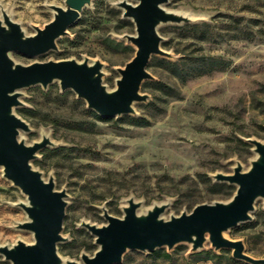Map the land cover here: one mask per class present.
I'll use <instances>...</instances> for the list:
<instances>
[{
    "label": "rangeland",
    "instance_id": "rangeland-1",
    "mask_svg": "<svg viewBox=\"0 0 264 264\" xmlns=\"http://www.w3.org/2000/svg\"><path fill=\"white\" fill-rule=\"evenodd\" d=\"M119 1L92 0L70 33L59 38V49L39 55L12 51L11 56L24 64L100 59L104 82L116 88L119 67L137 51L123 37L136 33V25ZM53 3L65 5V0H0V17L5 8L33 34L35 25L54 17ZM165 7L193 21L159 25L162 47L172 55H152L148 69L154 78L142 85L149 98L135 102L136 113L104 116L74 89L63 90L60 80L21 89L23 104L16 111L31 126L21 137L33 143L46 134L54 141L33 163L68 192L66 238L59 242L64 259L83 262L84 252L97 251L95 235L82 223H107L103 206L123 217L131 197L141 201L139 212L167 203L163 216L169 219L199 203L229 200L237 184L218 181L214 174L234 172L238 161L248 169L257 152L247 138L264 141V0H170ZM164 57L179 61L180 68H169ZM26 200L0 166V245L34 240L32 231L17 226L28 219L18 204ZM252 214L226 235L242 239L249 254L264 257L263 197ZM158 249L170 256L129 249L115 264H253L235 258L232 248L215 249L210 240L195 252L188 242ZM0 264L14 262L0 252Z\"/></svg>",
    "mask_w": 264,
    "mask_h": 264
},
{
    "label": "water",
    "instance_id": "water-1",
    "mask_svg": "<svg viewBox=\"0 0 264 264\" xmlns=\"http://www.w3.org/2000/svg\"><path fill=\"white\" fill-rule=\"evenodd\" d=\"M169 1L118 2L124 8V15L135 22L136 33H126L123 37L135 44L137 51L125 66L119 67L121 76L114 89H109L103 80L104 63L100 59L90 62L89 57L82 61L65 58L24 64L11 56L12 51L39 55L59 49V38L70 33V27L92 0L50 4L54 17L44 26L35 25L37 31L33 34H27L21 23L3 8V18L0 17V166L4 168V175L27 196V201L18 204L26 210L28 219L17 226L34 233L31 242L20 238L13 245H0V252L14 264H115L123 260L129 249H173L188 242L191 252H195L205 247L208 240L215 249L232 248L237 259L264 264V257H255L246 251L242 239L226 235L241 222L251 220L257 199L264 198V141L253 137L247 140L254 144L257 156L248 169L238 161L234 172L214 174L218 181L237 184L229 200L199 203L191 212L184 211L167 219L163 216L167 203L155 204L148 211L139 212L141 201L131 197L124 207L123 217L103 206L107 223L83 221L99 244L93 255L84 252L81 262L64 259L59 253V242L66 238L63 229L68 192L57 188L53 174L46 178L33 163L39 151L54 141L47 135L33 143L21 137L22 130H31L29 122L16 111V107L23 104L21 89L37 84L48 87L60 80L63 90L74 89L79 97L87 100L89 107L104 116L136 113L135 102L149 98V94L142 91V85L146 79L154 78L148 69L152 55H172L162 47L159 25L193 21L188 14L167 9L165 4Z\"/></svg>",
    "mask_w": 264,
    "mask_h": 264
},
{
    "label": "trees",
    "instance_id": "trees-1",
    "mask_svg": "<svg viewBox=\"0 0 264 264\" xmlns=\"http://www.w3.org/2000/svg\"><path fill=\"white\" fill-rule=\"evenodd\" d=\"M205 25H209V23H205ZM162 61L171 69L173 70H178L181 66V63L179 61H176V60H172V59H169L167 57H164L162 59ZM215 62V61H214ZM215 64V63H213ZM177 68V69H175ZM215 68V66H212L209 71H206V72H211L213 69ZM176 72V71H175ZM205 72V71H204ZM179 74H180V71H179ZM98 115V114H97ZM100 117V115H98ZM155 252H164L166 256H170V253H168L165 249H157Z\"/></svg>",
    "mask_w": 264,
    "mask_h": 264
},
{
    "label": "bare ground",
    "instance_id": "bare-ground-1",
    "mask_svg": "<svg viewBox=\"0 0 264 264\" xmlns=\"http://www.w3.org/2000/svg\"><path fill=\"white\" fill-rule=\"evenodd\" d=\"M46 135V134H45ZM27 201V200H26ZM66 258V257H65Z\"/></svg>",
    "mask_w": 264,
    "mask_h": 264
}]
</instances>
